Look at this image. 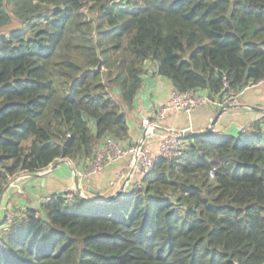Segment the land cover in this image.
Returning <instances> with one entry per match:
<instances>
[{
    "label": "trees",
    "instance_id": "1",
    "mask_svg": "<svg viewBox=\"0 0 264 264\" xmlns=\"http://www.w3.org/2000/svg\"><path fill=\"white\" fill-rule=\"evenodd\" d=\"M151 67L224 106L264 80V0H0V192L125 146ZM188 142L113 202L13 211L0 264H264V115Z\"/></svg>",
    "mask_w": 264,
    "mask_h": 264
},
{
    "label": "crops",
    "instance_id": "2",
    "mask_svg": "<svg viewBox=\"0 0 264 264\" xmlns=\"http://www.w3.org/2000/svg\"><path fill=\"white\" fill-rule=\"evenodd\" d=\"M171 92H173L171 84L166 79L158 76L154 67L148 69L147 74L143 77V86L135 98L133 108L127 112L129 136L127 142L123 143L125 146L135 143L143 136L141 121L154 116L157 109L169 101ZM224 105L235 108L228 109L220 116L213 127V132L234 134L264 115V83L255 88L246 89L236 97L227 100ZM219 109L205 106L190 113L168 114L161 122L160 130L147 141L149 149L153 154L157 153V139L164 132L204 131L209 127L217 112L220 111ZM69 162L59 164L52 173L45 175L44 183L41 177H29L16 182L6 193L2 202V209L5 210V207L9 206L10 210L14 209L20 215L24 208H38L45 199H49L51 194L61 192V190L55 188L58 184L64 185L65 190H63V193L72 191L74 183L70 165L75 171H80L82 167L76 169L74 164L71 161ZM127 163V157L119 159L106 167L98 176L93 177L89 183L80 182L83 195L87 198L98 199L112 197L123 186L120 174ZM68 169L69 174L67 173ZM40 188L48 190L49 194L39 196ZM129 189V185H126L121 198L125 197Z\"/></svg>",
    "mask_w": 264,
    "mask_h": 264
},
{
    "label": "built area",
    "instance_id": "3",
    "mask_svg": "<svg viewBox=\"0 0 264 264\" xmlns=\"http://www.w3.org/2000/svg\"><path fill=\"white\" fill-rule=\"evenodd\" d=\"M263 83L264 80L250 83L244 91L255 88ZM209 105L223 107V105L220 106L217 103L211 102L205 95H199L194 92H171L169 101L162 104L154 116L147 117L141 121L143 136L138 141L131 145L123 146L110 138H105L95 146L92 158L87 160L86 165L80 171H75V174L82 182L89 183L93 177L102 173L106 167L119 159L127 157L128 163L120 174V180L123 184L125 183V186L129 185L130 188L138 186L141 178L152 170L157 159L177 160L185 153L189 145L188 139H185L182 135L164 132L157 139V153L153 154L151 152L147 141L160 130L161 122L165 117L170 113H190ZM210 177L213 178V172L210 173ZM69 192L79 197L83 194L75 190ZM68 197H71V195ZM48 201L49 199H45L44 203Z\"/></svg>",
    "mask_w": 264,
    "mask_h": 264
},
{
    "label": "water",
    "instance_id": "4",
    "mask_svg": "<svg viewBox=\"0 0 264 264\" xmlns=\"http://www.w3.org/2000/svg\"><path fill=\"white\" fill-rule=\"evenodd\" d=\"M101 70V64L99 63L96 70L95 71H100ZM230 108H235V107H230V106H223L219 112H217L216 116L214 117L213 121L211 122V124L209 125V127H207L204 131H200V132H187V131H173L174 134H180L182 135L185 139H189L191 137H194L196 135L198 136H208V135H211L213 134V127L214 125L217 123L218 119L220 118V116L226 112L228 109ZM61 163H70L69 161L67 160H60L56 163H54L51 167H49L48 169H46L45 171L43 172H40V173H35V174H22V175H19L18 177L14 178V179H11L9 180V182L5 185V187L2 189V191L0 192V223L4 220V218L6 217V215L4 216L3 214V209H2V202H3V199L6 195V193L8 192V190L16 183L18 182L19 180L21 179H25V178H39L41 177L42 178V182L44 183L45 181V175H47L48 173L50 172H53L57 166ZM71 167V171L75 173V169L70 165ZM74 183H75V186H76V189L79 193L80 192V189L78 188V180L76 177H74ZM125 187V183L123 184V186L121 187V189L116 192L112 197H109L108 199H98V198H87L86 196H84L83 194L80 196L82 200H84L85 202L91 204V205H96V204H105V203H109V202H113L117 199H120L121 198V195L123 193V189ZM78 193V194H79Z\"/></svg>",
    "mask_w": 264,
    "mask_h": 264
},
{
    "label": "rangeland",
    "instance_id": "5",
    "mask_svg": "<svg viewBox=\"0 0 264 264\" xmlns=\"http://www.w3.org/2000/svg\"><path fill=\"white\" fill-rule=\"evenodd\" d=\"M50 173H52V172H50ZM67 173L69 174L70 173V171H69V169L67 170ZM55 188H57V189H59V190H61V192H57V191H54V192H57V193H54V194H59V193H63L64 191L63 190H65V187H64V185L63 184H58L57 186H55ZM31 191V190H30ZM29 191V192H30ZM49 191L48 190H42L41 188L39 189V193H38V195L39 196H43V195H46V194H49L48 193ZM52 195V194H51ZM50 195V196H51ZM48 199V198H47ZM44 203V202H43ZM24 210H26L25 208H24ZM14 211V209L13 210H10V207L9 206H6L5 207V210L3 211V214H4V216L6 215V217H8V220L9 221H11L12 220V212ZM10 215V216H9Z\"/></svg>",
    "mask_w": 264,
    "mask_h": 264
},
{
    "label": "bare ground",
    "instance_id": "6",
    "mask_svg": "<svg viewBox=\"0 0 264 264\" xmlns=\"http://www.w3.org/2000/svg\"><path fill=\"white\" fill-rule=\"evenodd\" d=\"M72 176H73V183H74V177L77 178V180H78V188L80 189V192H82V189L80 188V182H82V181L79 179V177L74 172H72ZM72 187H73V190L78 192L77 189H76L75 183H74V185H72Z\"/></svg>",
    "mask_w": 264,
    "mask_h": 264
}]
</instances>
